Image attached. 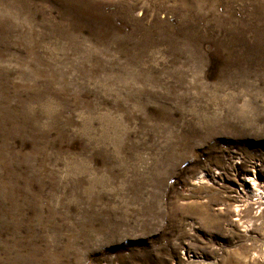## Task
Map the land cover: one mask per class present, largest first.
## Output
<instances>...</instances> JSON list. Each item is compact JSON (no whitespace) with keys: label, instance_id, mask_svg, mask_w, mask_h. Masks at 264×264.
Returning a JSON list of instances; mask_svg holds the SVG:
<instances>
[{"label":"rangeland","instance_id":"374dc122","mask_svg":"<svg viewBox=\"0 0 264 264\" xmlns=\"http://www.w3.org/2000/svg\"><path fill=\"white\" fill-rule=\"evenodd\" d=\"M263 202L264 0H0V264H264Z\"/></svg>","mask_w":264,"mask_h":264},{"label":"bare ground","instance_id":"6f19581e","mask_svg":"<svg viewBox=\"0 0 264 264\" xmlns=\"http://www.w3.org/2000/svg\"><path fill=\"white\" fill-rule=\"evenodd\" d=\"M261 202V201H260ZM264 203V202H263Z\"/></svg>","mask_w":264,"mask_h":264}]
</instances>
